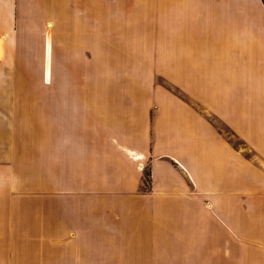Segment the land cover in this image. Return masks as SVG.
Returning a JSON list of instances; mask_svg holds the SVG:
<instances>
[{
	"label": "crops",
	"instance_id": "obj_1",
	"mask_svg": "<svg viewBox=\"0 0 264 264\" xmlns=\"http://www.w3.org/2000/svg\"><path fill=\"white\" fill-rule=\"evenodd\" d=\"M60 206L43 264H264L262 0H0V253Z\"/></svg>",
	"mask_w": 264,
	"mask_h": 264
},
{
	"label": "rangeland",
	"instance_id": "obj_2",
	"mask_svg": "<svg viewBox=\"0 0 264 264\" xmlns=\"http://www.w3.org/2000/svg\"><path fill=\"white\" fill-rule=\"evenodd\" d=\"M123 70H124V68H119V69H113L111 71L110 84L108 85L109 89L111 91L119 90L120 86H122L121 81L125 79L124 77H126V75H127L129 78L130 77L129 74L133 73V72H130V69H128V68L124 71ZM137 70L135 69L134 71L136 72ZM137 72L139 73V75L136 77H139L143 72H145V69H142V70L139 69ZM136 77L133 76V78L131 80H135ZM136 80H138V79H136ZM118 81H120V84L118 83ZM130 91H133L132 93L142 92L136 88L132 89ZM144 92H145V90H144ZM146 178H147V176H146ZM112 209H113V207L109 203L108 207H107L106 214H109L108 218H110V219L114 218V212L112 211ZM29 212H31V211L28 210L27 214H29ZM66 212H67V210H66ZM20 214H21V212H20ZM13 216L15 219L17 218V215L15 213L13 214ZM34 219H35L34 216H31V217L26 216V219H24V221H26V220L27 221L23 225V230L25 232H27V234L24 236H21L22 234L20 233L19 236L13 238V241L18 242V246H20V248L19 249L15 248V251L8 253V257L6 256V253H0V262L6 263V261H7L8 264H31V263H35V264L36 263H42L43 264V263H47V256L46 255L49 254V250L64 248V245L66 243H69V241H70L69 235L72 236V234L83 233L82 232V226L80 223L75 222L76 225H72V226H71V224H69V222H68V224H66V221H65L66 218L63 217V208H61V206L59 208L58 219H56V221H58L59 224L57 225V227H58L57 233L58 234L55 237V239H53V237L51 235H47L51 232L49 229H48V233L39 232V234L42 235L41 239H39V240L33 239L31 236L35 232L37 233L38 231H40V229H39L40 227L44 228V229L47 228V225L45 223H43V221L41 223H35L33 221ZM11 229L14 231L19 229V231L21 232L18 224L14 223V222L12 224ZM71 244H72V246H75L78 243L75 241H72Z\"/></svg>",
	"mask_w": 264,
	"mask_h": 264
},
{
	"label": "trees",
	"instance_id": "obj_3",
	"mask_svg": "<svg viewBox=\"0 0 264 264\" xmlns=\"http://www.w3.org/2000/svg\"><path fill=\"white\" fill-rule=\"evenodd\" d=\"M263 4H264V0H262Z\"/></svg>",
	"mask_w": 264,
	"mask_h": 264
}]
</instances>
